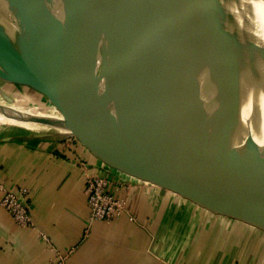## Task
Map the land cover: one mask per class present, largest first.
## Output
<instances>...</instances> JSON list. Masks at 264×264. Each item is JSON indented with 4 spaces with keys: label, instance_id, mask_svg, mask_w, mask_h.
I'll return each mask as SVG.
<instances>
[{
    "label": "water",
    "instance_id": "1",
    "mask_svg": "<svg viewBox=\"0 0 264 264\" xmlns=\"http://www.w3.org/2000/svg\"><path fill=\"white\" fill-rule=\"evenodd\" d=\"M108 49L109 77L103 0H0V80L44 95L72 131L47 117L21 121L53 125L192 200L264 223V111L252 123L232 97L213 92L175 95L170 106L128 99L117 38Z\"/></svg>",
    "mask_w": 264,
    "mask_h": 264
},
{
    "label": "crops",
    "instance_id": "2",
    "mask_svg": "<svg viewBox=\"0 0 264 264\" xmlns=\"http://www.w3.org/2000/svg\"><path fill=\"white\" fill-rule=\"evenodd\" d=\"M14 86L0 80L1 91ZM92 174L129 184L112 189L128 196L134 219L90 222L84 187ZM0 178L28 189L36 224L17 225L0 204V264H264V223L197 200L190 202L194 220L187 196L167 180L111 162L44 122L0 121Z\"/></svg>",
    "mask_w": 264,
    "mask_h": 264
},
{
    "label": "bare ground",
    "instance_id": "3",
    "mask_svg": "<svg viewBox=\"0 0 264 264\" xmlns=\"http://www.w3.org/2000/svg\"><path fill=\"white\" fill-rule=\"evenodd\" d=\"M250 11L249 22L229 19L223 8ZM106 74L109 41L117 38L119 93L170 106L202 92L232 97L242 116L259 124L264 111V0H103ZM50 118L72 131L64 116L0 104V121Z\"/></svg>",
    "mask_w": 264,
    "mask_h": 264
},
{
    "label": "built area",
    "instance_id": "4",
    "mask_svg": "<svg viewBox=\"0 0 264 264\" xmlns=\"http://www.w3.org/2000/svg\"><path fill=\"white\" fill-rule=\"evenodd\" d=\"M124 184L129 186L127 182L120 180L89 175L86 179L84 192L88 199L90 208V222L96 221H112L119 219L121 216L128 214L129 218L134 219L129 208L128 196L118 195L113 191V185ZM29 191L27 188L16 190L9 187L4 180L0 178V204L10 212L15 223L21 227L35 228L36 224L27 204ZM44 239L48 240L47 234L41 232ZM63 254H59L60 259L64 258Z\"/></svg>",
    "mask_w": 264,
    "mask_h": 264
},
{
    "label": "rangeland",
    "instance_id": "5",
    "mask_svg": "<svg viewBox=\"0 0 264 264\" xmlns=\"http://www.w3.org/2000/svg\"><path fill=\"white\" fill-rule=\"evenodd\" d=\"M223 9L226 11V14L230 20L238 19L241 21L249 22L251 26H254L253 24L254 19L250 11L237 10L236 12H234V16H235L234 18V16L231 15L230 13L232 11L230 8L226 7ZM6 90L8 92L5 90L4 92L0 91V100H3L4 104L15 105V107H17L19 110L21 109L25 111H33L37 114H44V115H49V116L51 115V116H56V117H59V115L61 114L59 110L56 108V106L51 104L45 98L44 95L30 89L29 87L15 85L13 88V91H10L9 89H6ZM60 116H63V115H60ZM186 200L184 201V209L186 212H192L193 219L195 220V217L197 216V211H195L194 209H191L190 202H192V199L190 197H187ZM199 213L200 214H198V216L201 215V209ZM189 226L192 228V231H194V234L192 235L193 238H196L195 240H197V238L199 239L200 237L195 236L196 233H195L194 227L196 228V226L193 225V223H190ZM207 238H211V235L209 234ZM226 252H228V250ZM262 259H264V254H263Z\"/></svg>",
    "mask_w": 264,
    "mask_h": 264
}]
</instances>
